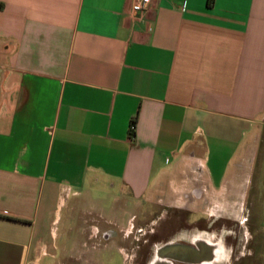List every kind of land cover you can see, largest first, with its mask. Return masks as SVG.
Instances as JSON below:
<instances>
[{"label": "crops", "instance_id": "1", "mask_svg": "<svg viewBox=\"0 0 264 264\" xmlns=\"http://www.w3.org/2000/svg\"><path fill=\"white\" fill-rule=\"evenodd\" d=\"M132 2L0 0V264L107 249L184 171L212 237L264 234V0Z\"/></svg>", "mask_w": 264, "mask_h": 264}, {"label": "rangeland", "instance_id": "2", "mask_svg": "<svg viewBox=\"0 0 264 264\" xmlns=\"http://www.w3.org/2000/svg\"><path fill=\"white\" fill-rule=\"evenodd\" d=\"M183 175L184 182L182 186L178 183L181 186L178 190L171 184H165L160 197L140 200L135 206H130L129 212L134 218L132 216L125 218L121 212L120 231L114 235L110 241L111 244L103 240L102 233H99L96 238L87 240L88 243L96 242V244L106 242L104 245H110L107 249L86 253L85 249L81 251L76 245L85 238L76 233V227H74L76 221L72 224L73 230L70 236H65L62 228H59L55 250L57 264H81L82 262H75L74 259L83 258V256H86V259L84 257L82 260H90L83 262L84 264H136L137 261L139 264H149L155 256L160 259L176 257L174 260H180L175 252L181 251V248H187L186 245L196 249L206 246L203 242L199 244L196 241L197 237L205 238L206 240H202L204 242L215 241L216 237L217 242L221 239V243L225 245L222 250L221 243L210 245L213 250L218 249L215 252L217 257L215 264H264V234L248 236L245 228H249V223L245 222L242 226L237 222L226 221V224L232 228V235L223 237L219 236L222 233L219 227L223 228L224 222H217L215 223L216 232H214L216 235L211 236L213 231L210 230V222L206 215L208 206L204 199L205 195L193 198L191 193V190L195 189L203 193L202 182L192 181L193 175L190 172L184 171ZM176 192L181 202H176L178 199ZM170 204L178 206L174 207ZM129 224H132L133 228L127 232L126 228ZM134 255H136L135 258H133ZM133 260L136 261L133 262Z\"/></svg>", "mask_w": 264, "mask_h": 264}, {"label": "flooded vegetation", "instance_id": "3", "mask_svg": "<svg viewBox=\"0 0 264 264\" xmlns=\"http://www.w3.org/2000/svg\"><path fill=\"white\" fill-rule=\"evenodd\" d=\"M205 238H196V241L200 244V242H203V245L206 246H202V248H194L190 245H186L187 248H181L182 250H178L177 252H175V254H177V256L180 257V260H174L176 257H174V259H167V258H159V257H154L151 259V261L149 262V264H215L216 262V253L218 251V249L213 250V247L210 246V242L207 241H202ZM195 240V239H194ZM192 240V241H194ZM206 240V239H205ZM207 242V243H206ZM205 243V244H204ZM221 250L223 249L224 245L221 244ZM205 247V248H204ZM184 249V250H183ZM136 255L133 256V258H135ZM211 258V259H210ZM205 260V262H201L200 260ZM210 259V260H209ZM207 260H209L207 262ZM136 261V260H135ZM133 260V262H135ZM136 264H139L138 261ZM148 264V263H147Z\"/></svg>", "mask_w": 264, "mask_h": 264}, {"label": "built area", "instance_id": "4", "mask_svg": "<svg viewBox=\"0 0 264 264\" xmlns=\"http://www.w3.org/2000/svg\"><path fill=\"white\" fill-rule=\"evenodd\" d=\"M149 2L150 0H133L131 9L135 15L141 16L146 11Z\"/></svg>", "mask_w": 264, "mask_h": 264}, {"label": "trees", "instance_id": "5", "mask_svg": "<svg viewBox=\"0 0 264 264\" xmlns=\"http://www.w3.org/2000/svg\"><path fill=\"white\" fill-rule=\"evenodd\" d=\"M2 7V4L0 3V8ZM131 127H133V123H131Z\"/></svg>", "mask_w": 264, "mask_h": 264}, {"label": "bare ground", "instance_id": "6", "mask_svg": "<svg viewBox=\"0 0 264 264\" xmlns=\"http://www.w3.org/2000/svg\"><path fill=\"white\" fill-rule=\"evenodd\" d=\"M237 219V218H236ZM243 219V218H242ZM247 238V237H246Z\"/></svg>", "mask_w": 264, "mask_h": 264}, {"label": "water", "instance_id": "7", "mask_svg": "<svg viewBox=\"0 0 264 264\" xmlns=\"http://www.w3.org/2000/svg\"><path fill=\"white\" fill-rule=\"evenodd\" d=\"M205 244V243H204Z\"/></svg>", "mask_w": 264, "mask_h": 264}]
</instances>
